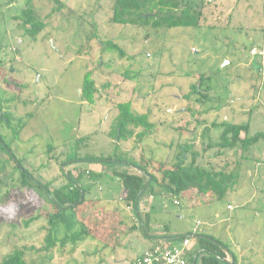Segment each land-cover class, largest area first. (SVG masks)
Wrapping results in <instances>:
<instances>
[{"label":"rangeland","instance_id":"rangeland-1","mask_svg":"<svg viewBox=\"0 0 264 264\" xmlns=\"http://www.w3.org/2000/svg\"><path fill=\"white\" fill-rule=\"evenodd\" d=\"M113 1L59 0L58 9L47 0H0V109L10 117L8 126L0 120V133L14 158L41 183L74 180L71 174L92 168L94 157H113L115 105L130 101L157 126L140 141L120 140L118 152L135 160L165 159L170 150L164 145L181 135L195 146L201 166L234 168L240 161L237 149L215 156L217 148L205 145L218 140L221 130L212 124L223 121L247 122L249 135H264V75L258 74L257 57L245 48L264 39V0H208L197 28L158 29L150 26L151 20L147 25L115 23ZM28 14L43 23L34 38L24 25ZM107 40L119 49H101ZM90 69L98 91L87 102L80 89ZM197 73L210 76V88L202 105L193 104L197 112L191 115L186 94ZM245 156L236 193L213 201L226 215V204L232 205L229 219L210 231L236 254L234 264H264V139ZM15 163L0 148V259L13 247L24 246L28 263L98 264V258L104 260L99 264L112 263V251L99 250L94 237L73 251L69 240L48 252L41 249L48 227L47 199L35 184L30 186L29 176L24 184ZM89 186L90 194L108 188L104 182L101 192L94 182ZM181 206L190 219L203 215L186 202ZM143 235L138 227V239L114 251L132 257L141 250Z\"/></svg>","mask_w":264,"mask_h":264},{"label":"trees","instance_id":"trees-1","mask_svg":"<svg viewBox=\"0 0 264 264\" xmlns=\"http://www.w3.org/2000/svg\"><path fill=\"white\" fill-rule=\"evenodd\" d=\"M47 1L56 4V8L58 9L62 6L59 0ZM204 2L209 3L208 0H114L112 20L115 23L134 25H147V22L151 20L150 26L154 29L171 27L197 28L200 26L203 18ZM153 9H155V12ZM149 11L154 12V16L148 14ZM24 21L28 34L33 38L43 27V23L35 19L33 15L30 16V14L27 15ZM100 46L103 50L119 49L118 45L111 40H107L104 43L101 42ZM252 46L254 45L251 43L245 44L247 53ZM119 51L122 54V50ZM92 71L90 69L84 74L80 89L81 99L87 102L94 101V95L98 91L92 77ZM258 74L260 75L259 70ZM1 75L2 71L0 68ZM196 77V83L189 86V91L186 94V100L188 101L186 110L191 115H195L197 112L193 104L196 102L202 105V102L207 98L210 88L209 75L197 73ZM5 84L6 86L12 85L9 81H6ZM192 96L195 97L192 98ZM115 107L116 113L113 117V133L111 134V138H115L116 140L114 153L113 157L107 156L104 162H123L135 168L139 173L132 174L124 171H114V174L121 180L125 190L124 199L127 202H135L145 187L153 190L155 185L171 196L185 195L194 190L206 197H213L216 201H223L234 195L238 189L240 161L246 159L245 154L258 140L264 139V135L261 132L249 135V124L247 122L223 121L219 124H212L221 131L218 140L212 145L206 144L205 148L209 146L216 147L215 156L237 149L240 161L236 163L237 165L235 164L234 168L201 166L196 162L199 153L195 149V146L191 142L183 140L181 135L178 136L179 138L175 142L164 145L165 148L170 150V156H167L165 159L157 160L153 157L144 159L140 157L138 160H135L132 157H128L127 152H124L123 155L120 151H117L120 147L119 141H126L128 138L140 141L146 135H149L157 124L149 120V113L147 111L144 113L135 111L130 101L118 102ZM0 120L4 121L5 125L8 126L10 121L9 113L3 112L0 109ZM0 148L7 152L9 159H14L16 162L15 166L21 171L24 184L27 185V180L30 178L33 183L30 186L36 185L46 196L48 227L44 238L45 244L41 249L48 252L56 246V243H59L62 247L65 241L69 240L72 245L70 251H73L77 245L88 237L104 239L108 232H112L104 226L105 224L109 225L111 222L109 215L102 216L103 211L99 209L98 217H94V200L85 196L86 188H83L78 183L81 173L74 180L68 178L59 184L53 185L47 181L41 183L35 180L32 174H29L25 168H22L19 161L12 155V151L8 144L5 143L1 133ZM59 175L64 174L61 172ZM59 175L56 180L59 179ZM1 206L0 211L2 212ZM12 216L13 214L10 217ZM94 225H98V227H94ZM75 226H77L76 230L74 229ZM59 230L62 231L60 238L57 237ZM189 235L191 234L179 235L170 239L169 243L174 244ZM199 247L203 249V254L200 256V264H229L227 256L231 260V264L237 261L236 254L220 238L204 234L203 237L199 238ZM48 255L47 259H50L51 256L50 254ZM194 258H191V261H194ZM0 264L34 263L27 262L24 246H15L0 259Z\"/></svg>","mask_w":264,"mask_h":264},{"label":"crops","instance_id":"crops-1","mask_svg":"<svg viewBox=\"0 0 264 264\" xmlns=\"http://www.w3.org/2000/svg\"><path fill=\"white\" fill-rule=\"evenodd\" d=\"M183 140L186 139L183 138ZM104 161L94 157V160H92V168L80 169L78 173H72L71 175L77 177L81 173L78 183L83 188H86L85 196L94 200V217H98L99 209H101L103 211L102 216L105 217L107 214L111 218L110 224H105L104 226L112 232H108L104 239L94 237V242L100 246L99 250L109 249L112 251L111 255L115 256L113 257V262L109 264H129L144 250L150 248L156 241L165 240L169 242L170 239L186 233L191 234L190 242L187 246V252L190 256L188 264H200V256L203 254V249L199 247V238L203 237L204 234L215 237L214 233L210 231V228L214 227L216 223L229 219V210L232 209V205L230 203L226 204V209H228L226 215L220 213L214 207L216 203L213 201L216 200L213 197L209 198L201 193L195 196L196 191L194 190H191L185 195L171 196L157 185H155L153 190L145 187L135 202H127L124 199L125 190L121 180L114 174V171H124L132 174L139 173L135 168L123 162L114 161L113 163H109ZM68 162L72 161H67L66 163ZM73 169L75 168H71L72 172L74 171ZM101 181L108 186L105 192H101L102 189L100 187H103V182L100 183ZM90 182H94L101 193H98L96 190H94V194L87 193V190L90 188ZM114 188L116 192L112 193ZM119 201L121 207H118L120 205ZM183 202H186V207L188 208H196L197 211H202V217L200 215H193L195 217L190 219L191 215L188 210H184L181 206ZM170 203L178 207V209H172ZM228 205L230 207H227ZM196 221L199 223L197 224ZM204 225L208 226L209 230L203 229ZM94 227H98V225H94ZM138 227L144 233V239L140 242L141 250L129 258H127L126 253L125 255L124 253L116 254L114 251L116 247L121 245L124 247L126 243L138 239V236H136ZM88 239L92 238L88 237ZM179 244L180 241H177L173 245L177 246ZM193 257H195L193 259L194 261H191ZM227 260L229 264L232 263L228 256ZM102 261H104L103 258L101 260L98 258V264Z\"/></svg>","mask_w":264,"mask_h":264},{"label":"built area","instance_id":"built-area-1","mask_svg":"<svg viewBox=\"0 0 264 264\" xmlns=\"http://www.w3.org/2000/svg\"><path fill=\"white\" fill-rule=\"evenodd\" d=\"M251 57H257L259 73L264 75V39L259 45H254L249 50ZM227 207H230L228 205ZM198 224L199 222L196 221ZM191 235L180 241L179 245H173L165 240L156 241L150 248L144 250L135 257L130 264H188L189 254L187 246Z\"/></svg>","mask_w":264,"mask_h":264}]
</instances>
